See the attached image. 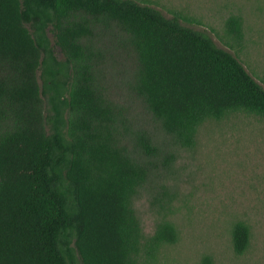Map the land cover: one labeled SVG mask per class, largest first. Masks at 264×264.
<instances>
[{
	"label": "trees",
	"instance_id": "16d2710c",
	"mask_svg": "<svg viewBox=\"0 0 264 264\" xmlns=\"http://www.w3.org/2000/svg\"><path fill=\"white\" fill-rule=\"evenodd\" d=\"M86 16L130 36L134 90L179 146L231 112L264 118V88L179 17L133 0H0V264H138L131 198L148 171L106 132L110 112L80 44ZM227 29L241 39L237 18ZM139 144L151 152L145 138ZM174 240L166 223L152 244ZM248 242L247 226L235 224L234 252Z\"/></svg>",
	"mask_w": 264,
	"mask_h": 264
},
{
	"label": "rangeland",
	"instance_id": "374dc122",
	"mask_svg": "<svg viewBox=\"0 0 264 264\" xmlns=\"http://www.w3.org/2000/svg\"><path fill=\"white\" fill-rule=\"evenodd\" d=\"M133 1L206 33L264 88V0ZM230 18L240 22V40L228 32ZM86 19L90 34L80 44L92 86L110 112L106 132L148 171L131 198L140 230L137 263L201 264L208 256L213 264H264V118L231 112L203 122L192 147L179 146L134 90L138 61L130 36L113 21ZM140 137L151 152L141 148ZM166 223L174 229V242L152 244ZM237 223L249 230L241 255L232 243Z\"/></svg>",
	"mask_w": 264,
	"mask_h": 264
}]
</instances>
